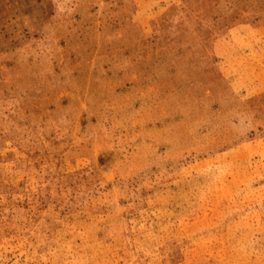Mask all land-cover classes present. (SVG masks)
Instances as JSON below:
<instances>
[{
	"label": "rangeland",
	"instance_id": "1",
	"mask_svg": "<svg viewBox=\"0 0 264 264\" xmlns=\"http://www.w3.org/2000/svg\"><path fill=\"white\" fill-rule=\"evenodd\" d=\"M224 1L200 51L181 0H0V264H264V0Z\"/></svg>",
	"mask_w": 264,
	"mask_h": 264
},
{
	"label": "trees",
	"instance_id": "2",
	"mask_svg": "<svg viewBox=\"0 0 264 264\" xmlns=\"http://www.w3.org/2000/svg\"><path fill=\"white\" fill-rule=\"evenodd\" d=\"M182 7L180 14L186 22L193 21L190 32L193 39L189 47L196 46L197 49H204L206 46V35L219 28H229L232 25L244 22L241 12L232 4L224 0H181ZM221 1L225 3L224 9H216L214 6ZM221 25V26H219ZM203 36V37H202ZM202 37V38H201Z\"/></svg>",
	"mask_w": 264,
	"mask_h": 264
}]
</instances>
